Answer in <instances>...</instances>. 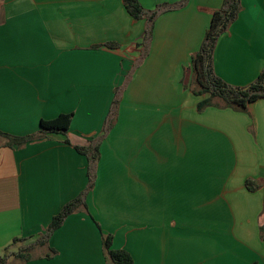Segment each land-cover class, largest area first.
Here are the masks:
<instances>
[{
  "label": "crops",
  "instance_id": "1",
  "mask_svg": "<svg viewBox=\"0 0 264 264\" xmlns=\"http://www.w3.org/2000/svg\"><path fill=\"white\" fill-rule=\"evenodd\" d=\"M223 1L139 0L159 11L148 26L122 0H0V132L24 137L73 113L65 135L0 143V255L14 239L30 248L29 260L7 264H112L102 234L133 264H264V98L247 112L199 113L206 96L190 90L191 56ZM240 4L212 55L231 87L264 71V0ZM118 89L86 198L97 225L78 211L42 240L85 188L88 162L75 147L103 135L100 112ZM248 179L263 186L249 192Z\"/></svg>",
  "mask_w": 264,
  "mask_h": 264
},
{
  "label": "trees",
  "instance_id": "2",
  "mask_svg": "<svg viewBox=\"0 0 264 264\" xmlns=\"http://www.w3.org/2000/svg\"><path fill=\"white\" fill-rule=\"evenodd\" d=\"M122 2L125 10L132 17V19H145L148 23V26H151L159 12L156 10L154 12L146 13L142 9L139 0H122ZM240 10V0H224L222 7L211 14L209 29L206 32L200 49L191 56V66L193 72L192 84L194 85L193 88H190L191 93L195 96H206L204 99L199 101L196 106V111L199 113L208 107H214L217 109H231L236 112H247L248 106L251 103L264 98V71L258 75L257 79L253 83L244 87H231L216 77L213 73L212 55L215 44L219 36L226 32L229 26L235 21ZM148 32L149 29L146 31V33ZM113 102V105H115L116 100ZM115 116L116 114L114 116L110 115L108 122L105 124L102 130V136L92 140L87 147H75V150L79 154L85 156L88 162L87 193L84 199H81L78 196L63 206L60 212L52 218L51 222L46 228L42 240H47L50 235L62 225L64 219L75 212L83 211L91 217L86 205V198L95 184L96 166L100 160L99 149L102 139L108 130L112 128ZM72 118L73 113H62L54 119L41 120L39 124V130L34 134L24 137H16L0 132V139L3 140L4 145L9 148H20L28 142L44 138L47 134L65 135L69 131ZM261 186H263V183L255 180L248 179L245 181V188L249 192H255L259 190ZM94 223L97 225L95 221ZM263 232L264 227L260 226V233H262L261 238L264 237ZM112 239V235L102 234V245L106 257L112 262V264H133V259L127 251L114 250L111 248ZM42 240L39 241V244H42ZM21 242L22 239H14L9 247L21 244ZM9 247L6 248V252H4L3 256L0 255V264H7V259L9 256L25 259L26 261L29 260V247L21 248L15 254L11 253L12 251H8Z\"/></svg>",
  "mask_w": 264,
  "mask_h": 264
},
{
  "label": "rangeland",
  "instance_id": "3",
  "mask_svg": "<svg viewBox=\"0 0 264 264\" xmlns=\"http://www.w3.org/2000/svg\"><path fill=\"white\" fill-rule=\"evenodd\" d=\"M119 93H120V90L118 89V90H116V91H114V94H113V97H112V100H111V102H110V104L107 106V108H106V110H105V113H101L100 112V122H101V119H102V117H103V119H102V123H101V126H100V131H102L103 130V128H104V126H105V124L108 122V120H109V117H110V115H112V116H114L116 113H117V109H118V106H119V102H120V99L117 97V96H115L116 94H118L119 95ZM115 97V98H114ZM114 100H116V103H115V105H113L114 104ZM104 115V116H103ZM97 124H95V125H91V127H81V129H78V131H76L77 132V134H81V133H87V132H89V131H91L92 130V128L93 127H95ZM3 142V140H1L0 139V143H2ZM96 169H97V166H96ZM96 174V173H95ZM97 175V174H96ZM95 175V176H96ZM86 177H87V174H86ZM96 178V177H95ZM87 180H88V178H87ZM93 180H94V178H93ZM88 181H87V184H86V186H85V188L82 190V192H80L78 195H77V197L79 196L81 199H84V197H85V195H86V193H87V189H88ZM92 191V190H91ZM89 216V215H88ZM21 248H24L23 246H22V244H17V245H15V246H11V247H9V250L8 251H12L11 253H17ZM6 252V251H5Z\"/></svg>",
  "mask_w": 264,
  "mask_h": 264
}]
</instances>
